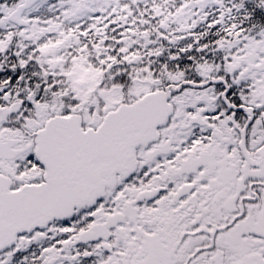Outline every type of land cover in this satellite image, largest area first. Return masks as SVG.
Here are the masks:
<instances>
[{
    "label": "snow or ice",
    "instance_id": "snow-or-ice-1",
    "mask_svg": "<svg viewBox=\"0 0 264 264\" xmlns=\"http://www.w3.org/2000/svg\"><path fill=\"white\" fill-rule=\"evenodd\" d=\"M0 264H264V0H0Z\"/></svg>",
    "mask_w": 264,
    "mask_h": 264
}]
</instances>
